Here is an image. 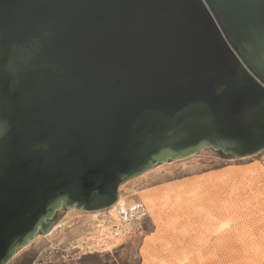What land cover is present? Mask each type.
Wrapping results in <instances>:
<instances>
[{"label":"water","instance_id":"obj_1","mask_svg":"<svg viewBox=\"0 0 264 264\" xmlns=\"http://www.w3.org/2000/svg\"><path fill=\"white\" fill-rule=\"evenodd\" d=\"M201 148L264 150V0H0V264Z\"/></svg>","mask_w":264,"mask_h":264},{"label":"rangeland","instance_id":"obj_2","mask_svg":"<svg viewBox=\"0 0 264 264\" xmlns=\"http://www.w3.org/2000/svg\"><path fill=\"white\" fill-rule=\"evenodd\" d=\"M118 194L125 207L142 201L147 215L132 220L117 245L85 243L93 216L63 208L55 219L65 224L37 235L6 264H264V150L232 158L201 148L126 180Z\"/></svg>","mask_w":264,"mask_h":264},{"label":"bare ground","instance_id":"obj_3","mask_svg":"<svg viewBox=\"0 0 264 264\" xmlns=\"http://www.w3.org/2000/svg\"><path fill=\"white\" fill-rule=\"evenodd\" d=\"M145 193H147V192H145ZM142 197L145 200V202L150 203V206L152 208H154L156 206V201H155L156 199L154 198L153 193L144 194ZM123 204H124L123 199L120 196V194H118L117 200L115 201L114 204H112L109 208H107L106 214L101 210L82 211V212H86L88 214H91L93 216V225H92L93 228H92V230H93V234H94L93 235L94 239L93 238H88L86 240L84 239L85 243L93 244L92 245L93 247L101 248V249H110L111 247L117 245V243L121 240V238L133 226V223L131 222L132 220L125 218L120 213V208L125 207V205H123ZM142 204L144 205V208L146 211L145 204L143 202H142ZM99 215L101 216V218L99 217ZM65 216H68V215H65ZM67 218H69V217H67ZM64 221H65V218L60 222H57V223L55 222L54 225L51 227V229L46 234H44L43 236L52 234L53 231L57 227L61 226L62 223H64ZM81 239H83V238H79V240H81Z\"/></svg>","mask_w":264,"mask_h":264},{"label":"built area","instance_id":"obj_4","mask_svg":"<svg viewBox=\"0 0 264 264\" xmlns=\"http://www.w3.org/2000/svg\"><path fill=\"white\" fill-rule=\"evenodd\" d=\"M126 207L120 208V213L122 216L128 218L129 220L139 221L147 215L144 205L140 200L133 201L131 206L127 208Z\"/></svg>","mask_w":264,"mask_h":264},{"label":"crops","instance_id":"obj_5","mask_svg":"<svg viewBox=\"0 0 264 264\" xmlns=\"http://www.w3.org/2000/svg\"><path fill=\"white\" fill-rule=\"evenodd\" d=\"M68 217H69V215H68Z\"/></svg>","mask_w":264,"mask_h":264}]
</instances>
